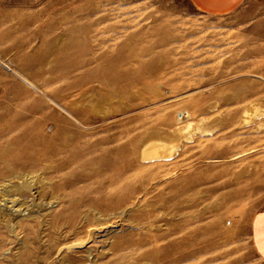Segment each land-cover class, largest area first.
<instances>
[{
  "label": "rangeland",
  "instance_id": "obj_1",
  "mask_svg": "<svg viewBox=\"0 0 264 264\" xmlns=\"http://www.w3.org/2000/svg\"><path fill=\"white\" fill-rule=\"evenodd\" d=\"M263 217L264 0H0V264H264Z\"/></svg>",
  "mask_w": 264,
  "mask_h": 264
},
{
  "label": "crops",
  "instance_id": "obj_2",
  "mask_svg": "<svg viewBox=\"0 0 264 264\" xmlns=\"http://www.w3.org/2000/svg\"><path fill=\"white\" fill-rule=\"evenodd\" d=\"M244 0H194V2L202 7L209 6L211 11L223 12L240 5ZM259 230L264 234V217L259 220ZM260 234V233H259ZM260 246H264V242H260ZM264 257V255H263Z\"/></svg>",
  "mask_w": 264,
  "mask_h": 264
}]
</instances>
